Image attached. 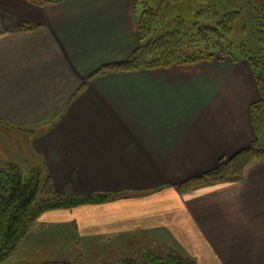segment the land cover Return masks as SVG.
Segmentation results:
<instances>
[{
  "label": "crops",
  "instance_id": "1",
  "mask_svg": "<svg viewBox=\"0 0 264 264\" xmlns=\"http://www.w3.org/2000/svg\"><path fill=\"white\" fill-rule=\"evenodd\" d=\"M139 2L0 0V120L28 131L29 164L57 193L117 194L40 220L133 255L264 264V159L240 180L187 183L259 137L254 71L231 59L105 69L140 47Z\"/></svg>",
  "mask_w": 264,
  "mask_h": 264
},
{
  "label": "trees",
  "instance_id": "2",
  "mask_svg": "<svg viewBox=\"0 0 264 264\" xmlns=\"http://www.w3.org/2000/svg\"><path fill=\"white\" fill-rule=\"evenodd\" d=\"M165 0L159 2V6L144 9L138 20V26L142 34L140 47L129 59L111 63L105 69L112 71H129L136 69H151L166 67L173 63L189 64L212 60L214 52L221 56L230 55L237 58L234 53V45L230 41V35L234 31L235 21L245 20L242 28L247 30L248 14L251 17V27L254 29L260 41H264V0H245L232 6H220L219 9L208 8V17H212L210 23L201 24L194 19L192 13L199 15L204 10L195 12L190 9V1L186 14L170 15L167 6L161 8ZM239 1L240 0H234ZM229 2V1H228ZM148 3H145V5ZM246 11L247 13H245ZM219 16V17H218ZM150 36V37H149ZM242 49L243 60L252 67L258 89L261 93L260 101L251 107L254 123L263 117L264 109V60L259 52L250 55ZM0 124H5L0 120ZM257 140L246 149H243L230 160H220L217 168L200 176L190 179L189 186H200L214 182L236 181L243 177L244 169L252 161L264 159V148ZM240 162V163H239ZM42 195V196H41ZM117 194L94 193L89 196H77L54 191L50 178L46 176L41 167H34L25 179L23 169L16 163H8L0 168V264L7 260L17 246L28 235L33 222L44 212L54 209L74 208L83 204L104 203ZM42 264H76L66 260L46 261ZM103 264H197L193 259L177 252L157 254L153 251L138 253L133 257H123L120 261H106Z\"/></svg>",
  "mask_w": 264,
  "mask_h": 264
},
{
  "label": "rangeland",
  "instance_id": "3",
  "mask_svg": "<svg viewBox=\"0 0 264 264\" xmlns=\"http://www.w3.org/2000/svg\"><path fill=\"white\" fill-rule=\"evenodd\" d=\"M160 1L161 0H141V2H139V16L142 15L146 8L156 9ZM189 1L190 9L192 8L195 12L200 9L204 10V12L199 15L195 13L190 14L194 19H198L201 24L210 23L212 19H215L207 16L208 13L206 12H213L208 11V8L212 9L217 7V9H219L220 6L222 7L225 4L229 5L231 1L233 2L232 6H236V4H240L241 2L245 5L246 2L245 0H240V2L234 0H165L163 5L160 6L161 8L167 6V12L170 15L174 16L181 14L189 16V14H186ZM145 3L148 4L145 5ZM244 12L247 13L246 11ZM245 18L248 19L247 30L242 28L245 20L235 21V23L237 22L235 29L229 36L230 41L234 45L233 49L237 58L233 59L230 55L221 56L219 52L215 51L212 60L231 59L233 61H242L244 58H240V56L244 45L245 50L249 52L248 54L257 56L255 52H259L264 60V41H260V37L255 35L254 29L251 27L252 20L250 15L248 18L247 14ZM261 113L263 117L257 122L260 136L258 144L264 148V109H262ZM29 141L30 134L27 130L15 129L0 124V168L5 167L11 162L18 163L23 169L25 179L28 178L32 169V165L29 164V151L28 148H26L28 147ZM231 158L232 157L225 158V160L227 161ZM40 216L33 222L30 232L17 246L12 255L1 264H42L46 261L54 260H66L76 264H103L106 261L118 263L125 255V252L135 256L133 252L140 249L138 247L133 249L126 241L123 246L118 247L117 239H113L115 241L110 243L106 242L101 236H96L93 239L87 236L82 237V235L76 233L72 229H67V225L64 223L40 220ZM149 246L150 245H147L141 248H143L142 250H150L149 248L151 247ZM157 247L158 246H153L155 249ZM162 249H164V247H161V250Z\"/></svg>",
  "mask_w": 264,
  "mask_h": 264
}]
</instances>
